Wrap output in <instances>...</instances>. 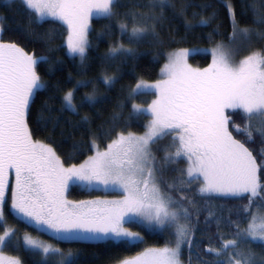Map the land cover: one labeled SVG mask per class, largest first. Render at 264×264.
Here are the masks:
<instances>
[{
  "label": "snow or ice",
  "instance_id": "6c2138e0",
  "mask_svg": "<svg viewBox=\"0 0 264 264\" xmlns=\"http://www.w3.org/2000/svg\"><path fill=\"white\" fill-rule=\"evenodd\" d=\"M20 3L29 13V25L49 19L65 25L64 46L69 55H79L83 62L89 45L90 19H110L117 15L114 9L118 0H20ZM224 4L233 28L230 41L240 36L242 43H251L253 35L257 40L264 39V31L238 27L232 0H224ZM188 6L181 4L177 14L183 15ZM134 7H143L145 11L124 13L132 19L131 30L126 22L119 24L121 36L127 35L130 42H138L149 31L155 34L156 22L163 19L164 9H175L176 5L172 0H145ZM248 7L253 10V24H264V14L253 4ZM157 8L159 16L155 15ZM212 18L201 17L195 23L207 26ZM192 23L186 19V28ZM45 35L48 39L55 38ZM2 36L0 26V222L6 219L3 205L11 186L12 213L37 231L50 232L59 239L131 243L140 239V234L124 228V223L144 226L143 221L147 220L161 229L175 225L174 247L148 248L122 264H182L183 246L191 249L194 243V229L179 223L181 216L190 220L192 215L182 202L187 200L188 205H196L194 197L186 195L185 190H191L193 182H199L195 193L205 201L213 197L243 198L248 194L247 204L236 206V220L231 219L230 210L226 222L228 233L220 231L223 217L208 210L205 220H216L218 241V246L210 242L205 249L215 257L211 264H257L256 254L245 246L259 242L264 247V183L259 176L264 163L258 164L254 151L246 145L255 143L259 137V155L264 157V49L253 51L234 64L230 54L217 46L210 49L211 63L203 69L187 63L192 49L169 52L167 62L160 69L163 78L154 83L139 79L129 93L130 97L149 91L156 95L147 109L136 103L132 105V115H151L145 132H118L106 150L95 151L79 166L65 167L50 145L33 139L26 118L35 95L45 88L36 67L46 63L48 57L29 54L15 42H4ZM133 52V48L117 43L109 48L105 59ZM103 82L111 85L114 77L104 76ZM88 83L77 81L81 87ZM73 97L74 90H69L63 102L64 108L75 112ZM95 100L94 94L86 93L82 102L92 104ZM237 113L243 123L237 124L232 119ZM254 118H259V122L254 123ZM234 133L244 139H237ZM169 135L175 151H165L163 166L177 164L183 158L187 167L180 170L181 175L167 185L169 192H165L156 176L158 169L152 146ZM10 171L15 174L12 185ZM76 183L87 187L103 184L121 191L123 198L70 202L64 193L70 184ZM172 190L180 193L179 199L170 194ZM226 235L231 238H225ZM13 236L15 231L5 228L0 234V249L11 243ZM23 246L26 251L40 253L45 264L51 256L62 257L58 264H72L71 253L65 257L59 248L27 233ZM0 264H22V261L0 256Z\"/></svg>",
  "mask_w": 264,
  "mask_h": 264
},
{
  "label": "trees",
  "instance_id": "16d2710c",
  "mask_svg": "<svg viewBox=\"0 0 264 264\" xmlns=\"http://www.w3.org/2000/svg\"><path fill=\"white\" fill-rule=\"evenodd\" d=\"M144 2L145 0H118V5L114 9L117 15L110 19L92 18L88 34L89 45L82 62L81 58L67 53L64 46L67 30L63 24L49 19L43 23L29 25V13L19 0H12L11 4L6 0H0L3 41L15 42L29 54L48 57L46 63H39L36 67L45 88L35 95L26 118L33 139L50 145L65 167L80 164L93 153L94 149H104L118 132L139 134L146 129L149 122L148 114L132 115V105L133 103L141 106L149 104L153 94L146 92L130 97L129 93L139 79L154 81L159 78L160 69L166 62L169 52L181 48H214L227 43L232 34V22L224 0H172L176 8L164 9L163 19L156 22L155 34L149 31L138 42H130L127 35L121 36L119 24L126 22L130 31L133 22L130 17L126 18L124 13L129 11L143 13L145 11L143 7H134V5H142ZM181 4L189 5L183 15L177 14ZM232 4L238 27H252L264 31V24H253V10L248 7L253 4L259 13L264 14V0H232ZM202 5L208 7H201ZM155 15H160L159 8L155 10ZM201 17L213 18L207 26H200L195 21H199ZM186 19L193 22L191 27L186 28ZM151 24L152 21H149V26ZM101 33L104 34L100 35ZM210 33L211 38H209ZM45 34L53 35L55 38L48 39ZM251 42L253 51H257L263 46L264 39L257 40L253 35ZM117 43L133 48L134 52L117 55L111 60L105 59L109 48ZM58 45L60 47H57ZM210 60L208 52H195L189 56V62L199 68L208 66ZM104 76L114 77V82L105 85ZM80 80L89 83L86 87H81L77 85V81ZM69 90H74L75 112L64 108L63 96ZM86 93L95 95L94 103L82 102ZM231 112L232 110L229 111ZM40 116H43V120L38 122ZM232 119L237 124L243 123L238 113L233 114ZM236 138L244 139L241 135H236ZM171 145L172 138L169 135L152 146L153 155L156 157L158 181L165 192H169L167 185L181 175L180 170L183 169L185 162L181 158L177 164L163 166V155ZM246 146L254 151L258 164L264 163V157L259 155L261 148L259 137L256 138L255 143ZM259 176L264 183V168L260 169ZM198 187L199 182H193L190 186L191 190H185L186 195L194 197L195 206L188 205L187 200L182 202L192 213L191 219L186 220V224L190 229H194V243L191 249L187 245L183 246L181 254L183 264H206V262L211 264L215 259L213 255L205 252L210 242L213 246H218L215 237L216 220L210 222L205 220L209 209L215 211L217 217H223L224 223L220 231L228 233L230 229L226 226V222L230 210L231 219L236 220V206L247 204V194L243 198L213 197L205 201L195 193ZM118 194L115 191L88 190L75 184L70 185L66 191L67 198L76 201ZM170 194L179 199V192L172 190ZM8 199L7 196V202L3 205L6 219L0 222L2 225L0 234L4 227H10L15 231V236L11 243L2 248V251L18 256L22 264H45L40 253L25 250L21 235L26 233L50 241L61 252L71 253L72 264H116L146 247L162 246L168 241V236L163 231L150 230L139 223H127L141 236L136 242L58 240L37 231L33 226L9 213ZM197 209H199L198 216ZM246 222L245 220L244 224ZM17 238H19L18 242ZM225 238L231 237L226 235ZM245 247H250L256 254L257 264L264 260V247L259 242H253Z\"/></svg>",
  "mask_w": 264,
  "mask_h": 264
},
{
  "label": "rangeland",
  "instance_id": "374dc122",
  "mask_svg": "<svg viewBox=\"0 0 264 264\" xmlns=\"http://www.w3.org/2000/svg\"><path fill=\"white\" fill-rule=\"evenodd\" d=\"M6 1H8V0H6ZM20 1V0H19ZM95 18V17H94ZM92 19V18H91ZM91 19H90V21H91ZM65 26V25H64ZM66 27V26H65ZM240 28V27H239ZM67 30V29H66ZM67 35V34H66ZM242 41V37H240V36H237V38L235 39V41H228L227 43H225V44H221V45H218V46H220L221 47V49L225 52V53H227V54H230V58H231V61H232V63H234V64H238L239 63V61L242 59V58H244L245 56H247V55H249L251 52H253V46H252V42L251 43H247V42H245V43H242L241 42ZM217 47V46H216ZM215 48V47H214ZM192 49V48H191ZM210 49H212V48H200V49H192L193 51L188 55V57H187V63L191 66V67H193V68H199V67H196V66H194V65H192L190 62H189V56L191 55V54H193V53H195V52H208L209 54H210V57H211V60H212V56H211V52H210ZM261 49H264V44H263V46L259 49V50H261ZM66 50H67V48H66ZM67 53H68V51H67ZM71 56H73V55H71ZM76 57H78V58H81L79 55H75ZM211 60H210V63H211ZM166 62H167V60H166ZM165 62V63H166ZM164 63V64H165ZM209 63V64H210ZM163 64V65H164ZM163 67V66H162ZM161 67V68H162ZM207 67V66H206ZM206 67H203V68H206ZM203 68H199V69H203ZM163 77L161 76V74L159 75V78L158 79H156V80H154V81H147V82H149V83H154L155 81H157V80H159V79H162ZM148 93H152L153 94V98H152V100H151V102L149 103V104H151L152 103V101L154 100V99H156V95H155V93L154 92H152V91H149ZM149 104H147V105H144V106H142V108H144V109H147V106L149 105ZM230 110H228V112H229ZM146 114H148V113H146ZM148 116H149V121L151 120V115L150 114H148ZM259 122V118H254V123H258ZM146 130V129H145ZM145 130L142 132V133H139V134H143L144 132H145ZM231 130V129H230ZM46 144V143H45ZM106 148H107V146L104 148V149H94V151H93V153L90 155V156H92V155H94L95 154V151H97V150H99V151H104V150H106ZM172 148V149H171ZM171 150L170 151H175V146L174 145H171ZM168 150V151H169ZM164 155H165V153H164ZM164 155H163V157H164ZM87 159V158H86ZM85 159V160H86ZM84 160V161H85ZM83 161V162H84ZM184 164H183V169H185L186 167H187V162H186V160L184 159ZM83 162H81V163H83ZM80 163V164H81ZM80 164H77V166H79ZM156 176H157V179H158V174L156 173ZM9 180H10V185H12V184H14L15 183V174H14V172H11L10 171V173H9ZM159 182V181H158ZM70 185H74V184H70ZM69 185V186H70ZM75 185H79L80 187H82V188H85V189H95V190H100V191H104V192H112V191H115V192H117V193H119L118 195H114V196H101V197H94V198H88V199H84V200H79V201H76V200H70V199H68L67 198V196H66V191H65V193H64V198L65 199H67L68 201H70V202H74V203H78V202H81V201H97V200H99V201H105V200H118V199H122L123 198V193L121 192V191H119V190H113L112 188H110V187H108V188H106L103 184H98V185H94V186H91V187H87V186H82V185H80V184H78V183H76ZM69 188V187H68ZM244 195H246V194H244ZM248 195V194H247ZM7 196L9 197V199H8V206H7V208H8V211H9V213H11L13 216H15L13 213H12V211H11V186L9 187V189H8V191H7ZM174 207H179V205H175ZM16 217V216H15ZM16 218H18V217H16ZM19 219V218H18ZM179 223L180 224H186V220L183 218V216H181L180 217V220H179ZM247 223V222H246ZM143 224H144V227H146L147 229H150V230H154V231H163L164 233H166V235L168 236V241H167V243L166 244H164V245H162V246H150V247H146V248H144L143 250H141L140 252H142V251H144L145 249H148V248H163V247H165V246H167V247H174L175 246V243H176V236H175V231H176V226L175 225H172V226H165L163 229H161L158 225H156L154 222H149V221H147V220H144L143 221ZM31 226H33V225H31ZM34 227V226H33ZM123 227L124 228H126L127 230H129V231H132V232H137V231H134V230H132L128 225H127V223H124L123 224ZM5 228H10V227H4V229ZM35 228V227H34ZM12 229V228H11ZM4 231V230H3ZM40 232H43L44 234H46V235H48V236H50V237H52V238H55V239H58V240H63V241H70V240H64V239H59V238H57V237H53L52 236V234L50 233V232H44V231H40ZM2 234V233H1ZM24 236H25V234H22L21 235V241H22V243H23V239H24ZM31 237H33V238H35V239H37V240H40V241H43L44 243H46V244H49V245H52L54 248H57L56 246H54L50 241H48V240H45V239H43V238H41V237H39V236H31ZM140 239H141V236H140ZM140 239H138V240H136V241H139ZM135 241V242H136ZM139 252V253H140ZM63 254H64V256L65 257H67V255H68V253H65V252H62ZM138 254V253H137ZM137 254H135V255H133V256H130V257H127V258H125V259H123L122 261H120V262H118V263H116V264H122V262L123 261H125V260H129V259H132V258H134ZM0 256H2V257H5V258H7V259H12V258H18V256H16V255H14V254H12V253H6V252H4V251H2V249H0ZM19 259V258H18ZM41 259H42V257H41ZM62 259V257L61 256H51V257H49V259H48V261L46 262V264H58V262L60 261ZM180 259H181V256H180ZM45 263V262H44ZM183 264V263H182Z\"/></svg>",
  "mask_w": 264,
  "mask_h": 264
},
{
  "label": "bare ground",
  "instance_id": "6f19581e",
  "mask_svg": "<svg viewBox=\"0 0 264 264\" xmlns=\"http://www.w3.org/2000/svg\"><path fill=\"white\" fill-rule=\"evenodd\" d=\"M186 249V248H185Z\"/></svg>",
  "mask_w": 264,
  "mask_h": 264
}]
</instances>
